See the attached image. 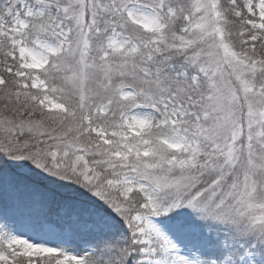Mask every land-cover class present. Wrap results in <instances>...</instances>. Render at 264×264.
Masks as SVG:
<instances>
[{"label": "snow or ice", "instance_id": "6c2138e0", "mask_svg": "<svg viewBox=\"0 0 264 264\" xmlns=\"http://www.w3.org/2000/svg\"><path fill=\"white\" fill-rule=\"evenodd\" d=\"M0 264H264V0H0Z\"/></svg>", "mask_w": 264, "mask_h": 264}]
</instances>
